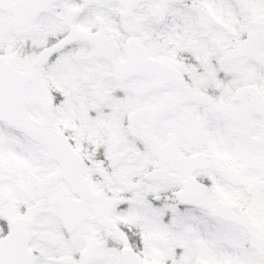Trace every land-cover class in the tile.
Here are the masks:
<instances>
[{
  "label": "snow or ice",
  "instance_id": "obj_1",
  "mask_svg": "<svg viewBox=\"0 0 264 264\" xmlns=\"http://www.w3.org/2000/svg\"><path fill=\"white\" fill-rule=\"evenodd\" d=\"M0 264H264V0H0Z\"/></svg>",
  "mask_w": 264,
  "mask_h": 264
}]
</instances>
